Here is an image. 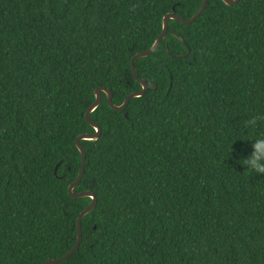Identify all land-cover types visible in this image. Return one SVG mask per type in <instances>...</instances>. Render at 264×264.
Returning a JSON list of instances; mask_svg holds the SVG:
<instances>
[{"label": "trees", "instance_id": "trees-1", "mask_svg": "<svg viewBox=\"0 0 264 264\" xmlns=\"http://www.w3.org/2000/svg\"><path fill=\"white\" fill-rule=\"evenodd\" d=\"M202 3L0 0V264L74 248L92 199L69 187L76 141L96 133V90L116 106L142 91L133 57L166 15L191 19ZM135 66L148 92L121 112L102 93L91 114L102 134L81 142L74 191L98 203L58 264H264V175L238 163L252 146L237 140L264 135V0H210L194 23L171 20Z\"/></svg>", "mask_w": 264, "mask_h": 264}, {"label": "water", "instance_id": "water-1", "mask_svg": "<svg viewBox=\"0 0 264 264\" xmlns=\"http://www.w3.org/2000/svg\"><path fill=\"white\" fill-rule=\"evenodd\" d=\"M210 0H203L202 6L201 8L197 11V13L191 18V19H184L178 15H176L175 13H170L168 15L165 16L164 18V24H163V32L161 34V36L156 40V42L154 43L153 47L150 50L147 51H143L140 52L138 54H136L133 59H132V69H133V74L134 77L136 79V81L138 83L141 84L142 86V91L140 92H136V93H132L131 95H129L127 97V99L125 100V102L120 105V106H116L113 103V92L111 90H108L106 87H100L96 90L95 95H96V102L89 107V109L86 112V121L89 123V125H91L95 130L96 133L94 134H83L81 136L78 137L77 141H76V145L78 150L81 153L82 156V166L78 175L77 180L72 183L69 187V193L70 195L75 198V199H82V198H91L92 199V203L80 214L79 218H78V222H77V227H78V236H77V242L76 245L74 246V248L65 256H63L60 259H51V260H47L45 261L43 264H58V263H62L64 261H66L67 259H69L70 257H72L80 248L82 240H83V226H82V221L84 219L85 216H87L88 214H90L97 206L98 200L96 195L91 192V191H84V192H80V193H75V189L80 185L83 175H84V171H85V165H86V161H87V155H86V150L85 148L82 146L81 142L83 140L86 141H97L101 134H102V129L99 125H97L92 119H91V114L100 107L101 103H102V93H105L108 97V103L109 105L115 110V111H124L128 105L129 102L132 99L135 98H139V97H143L149 90V85L148 83L139 78L138 73H137V68L135 66V63L137 60L142 59V58H146L151 56L152 54H154L158 48L160 47L162 41L166 38L168 31H169V22L171 20H175V21H179L180 23L183 24H192L195 22V20L197 18H199L204 11L206 10L208 4H209ZM223 2L227 5V6H236L239 4L240 0H223ZM177 37V36H176ZM185 45L187 46V44L185 43ZM188 48V52L185 55H180V56H176L178 59H186L191 55V49L187 46ZM168 53L172 56V53L168 50ZM126 118H129V114L126 113L125 114ZM59 165L56 168V171L58 170Z\"/></svg>", "mask_w": 264, "mask_h": 264}, {"label": "clouds", "instance_id": "clouds-1", "mask_svg": "<svg viewBox=\"0 0 264 264\" xmlns=\"http://www.w3.org/2000/svg\"><path fill=\"white\" fill-rule=\"evenodd\" d=\"M249 123L255 124V121L253 120ZM237 140L250 141L252 146V152L247 157L241 158L238 163L244 166L246 169L245 172H250L254 175H264V135ZM235 142L231 145V156L233 154V145Z\"/></svg>", "mask_w": 264, "mask_h": 264}]
</instances>
